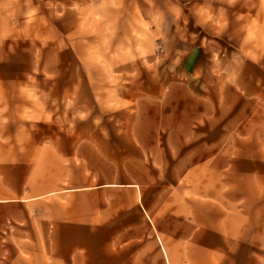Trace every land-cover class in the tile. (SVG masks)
Segmentation results:
<instances>
[{
	"label": "rangeland",
	"instance_id": "1",
	"mask_svg": "<svg viewBox=\"0 0 264 264\" xmlns=\"http://www.w3.org/2000/svg\"><path fill=\"white\" fill-rule=\"evenodd\" d=\"M121 249L264 264V0H0V264Z\"/></svg>",
	"mask_w": 264,
	"mask_h": 264
},
{
	"label": "crops",
	"instance_id": "2",
	"mask_svg": "<svg viewBox=\"0 0 264 264\" xmlns=\"http://www.w3.org/2000/svg\"><path fill=\"white\" fill-rule=\"evenodd\" d=\"M185 22L183 21L182 23H181V25H179V29H178V33H179V35H180V32L182 33V31H183V33H185V35L187 34V30L186 29H184L183 28V24H184ZM178 37V36H177ZM200 53H201V51H200ZM199 55V54H198ZM197 55V53L195 52V53H189L188 55H187V57H185L184 58V60H183V65H182V69H183V73H184V75L186 74V73H190V72H195V70L197 69V67H199V65L201 66V64L202 63H200L199 64V58L201 57V55H202V53H201V55L200 56H198ZM245 103H247V102H245ZM70 243V242H69ZM57 247H58V244H57V242H56V244H55V249H57ZM136 246H133L132 244H131V246H130V250H136ZM75 249V247H74V245H70V244H68V246H66L65 247V249H64V256H68V255H70L71 253H72V251ZM89 247H88V252H89ZM120 252H122V249L118 252V251H116L115 252V256H117V260H120L119 261V264H125V262L126 261H122L121 260V258L120 259H118V255H121L120 254ZM148 258L149 257H147V258H145V260L144 259H142V261L140 260V262H144V263H154L155 261H154V259L152 258L151 259V261H148ZM161 259V258H160ZM115 260H116V258H115ZM117 260L115 261V263L117 262ZM157 263H160V264H163L162 262H161V260H158V261H156ZM166 262H167V258H166ZM129 263H131V264H139L138 263V261L137 260H135V259H133V260H131L130 259V261H129ZM165 264V263H164Z\"/></svg>",
	"mask_w": 264,
	"mask_h": 264
}]
</instances>
